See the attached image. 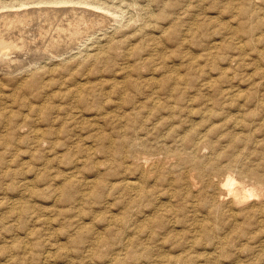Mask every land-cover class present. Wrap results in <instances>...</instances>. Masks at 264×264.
Instances as JSON below:
<instances>
[{
    "label": "rangeland",
    "instance_id": "rangeland-1",
    "mask_svg": "<svg viewBox=\"0 0 264 264\" xmlns=\"http://www.w3.org/2000/svg\"><path fill=\"white\" fill-rule=\"evenodd\" d=\"M158 1L160 4L158 3ZM167 1L169 2V4L167 3ZM167 1L166 0H148V1L147 0H140V1L138 0L136 2L130 1L132 3V5L130 4L129 5L130 7L128 9L124 8L125 10H123V17L119 20V23L112 22L111 24H109L105 28V30L109 31L110 33L113 32L112 36L115 35L113 37L115 39V41H117L116 39H118V41L121 40L120 42H122L123 45H122V48H120L121 49L120 51L116 50V51H111L112 53L111 52H107V54L104 53L105 57L106 56L109 57V60L107 57V58H105V61L102 60L99 62V64L101 63L100 65L98 63H96L98 65L95 64L96 66L93 65L94 66L93 71H96L97 67L99 66L98 70H97L98 75L106 74V75H103V77H108L107 76L108 73H110L111 76L116 75L115 76L116 79L118 78V80H119V78H120L119 81H121V84L128 83L126 81H129L130 83L125 86V87H129V89H127V90H124L123 88L121 90H117L118 88L114 89L113 86L117 83L113 82V83H115V84H113L112 81H109L111 83L106 82L104 84H100L99 86H96V88L95 87L93 88V91L95 93L91 94L93 91H91V92L89 91L91 95L87 94V92L84 93L86 100L88 99L87 102L82 101L84 103V105L82 104V102L79 99L73 98V97L71 98V96H67L66 94H64L63 91L55 90V91H57V93L58 92L61 93V94H59V93L57 94V95H60L61 98H60V96H58V97L56 96L55 100H54V96H53V97H49L47 99V102H49V101H52V102H49L50 104L46 103L45 106H46V108L50 107L51 110H49V108H47V110H46L45 106L40 104L41 100H39L38 102H36V101L34 102V103H37V105H40V107L44 106L43 108L41 107V110H38L36 107H34V105H33V107L27 106L29 101H30L29 98H31L33 95L26 93L25 91L27 89L25 87L23 89V87L20 85L21 83H24V82H22L23 79L25 80V82L27 81L26 79H28L27 73H24V71H23L24 69L23 70H21V69L17 70L13 73L12 72L8 73L9 75L5 72H3L1 74V71H0V81H1L0 83H2V84H0V86L3 85V87H1L2 89L0 88V104L2 105V103H4L6 107H8L6 104H9V106L12 107V108H10L11 110L7 109V108L5 109L4 104L2 105L4 107H2V106L0 107V112L3 109L2 113H0V115H1L0 116V138H2V140L0 139V141H1L0 142V264L1 263L2 264H42V263L43 264H46V263H48V264H58V263L59 264H61V263L62 264H72V263L90 264V262H92V261H93V263H91V264H105V263L106 264L107 263H109V264H119V263L120 264H154V263L155 264H163L165 262H166L165 264H175V263H177V264H185V263L186 264H195L196 261L203 262L204 259H202V258L211 260L212 257L208 258L209 254L214 253V251L216 250L218 245L221 249L218 253V255H220V257L218 256L219 259L217 258L218 260L214 259V261L213 260L208 261L207 264H239L241 262H242L241 264H264V261H263L264 260V258H263L264 257V251H263L264 250V247H263L264 246V224H262L264 222V213H261V215H260V213L256 214L255 213L256 210H254L252 208H248V207H247V209H245V211L247 210L246 212L243 210L241 211L240 209L236 208L235 206L231 207L229 205L230 203H228V200H227L228 197L226 198L227 195H220L217 188H215L218 185L222 184V182H223V180L227 174H232V173L237 178L238 181H242V182H246V183L249 180L250 181L248 183L254 181V177H253V175H251L252 173H250V171H248L247 168H245V167L252 166L254 168H258L259 170H261L260 168H262V170H264V154H263L264 153V138H263L264 137V125L262 126V124H264V106H262V104L264 105V103H263L264 102L263 101L264 100V98H263L264 97V85H263L264 84V82H263L264 81V79H263L264 78V27H263L264 26V24H263V22H264V13H263L264 10L262 12V9H264V3H263L264 0H242V1L241 0H200L201 1L200 4H199V2H200L199 0H192V1L191 0H176V1L175 0H167ZM244 1H246V2H244ZM248 1H251V2L255 1V2L251 3ZM137 2H139V3H137ZM153 2H155V3H153ZM179 2H180V5H179ZM236 3L238 4V6H236ZM241 3L244 6H242ZM156 4H159V5L157 6ZM167 4L170 6H168ZM192 4H194V5L197 4L198 7L200 5V7L196 8L197 5L192 6ZM222 4H224V5H222ZM252 4H253V7H252ZM240 5L242 8L240 7ZM250 5H251V7H250ZM136 6H138V7H136ZM145 6H146V8H144ZM153 6H155V7H153ZM173 6H175L174 7L175 9H173ZM233 6H234V8H233ZM259 6H261V7H259ZM133 7H136L137 9L139 8L138 10H140L142 8L141 12L140 11L138 12L137 9H135ZM222 7H223V9H222ZM147 8H148V10H147ZM253 8L255 11L253 10ZM168 9H169V11H168ZM170 9H172V10H170ZM240 9L242 10L241 12H240ZM150 10H152V11H150ZM187 10L190 12V14ZM148 12H150V13H148ZM172 12H174V13L172 14ZM181 12H184V13H181ZM185 12H187V14ZM197 12H200V13H197ZM252 12H254L255 14H253ZM135 13L136 14L139 13V15L137 16L139 18L136 17ZM158 13L159 14L161 13V14L159 15ZM242 13H244L243 15H245V16H242ZM146 14H148L147 17H146ZM168 14H172V16H170ZM175 15H177V16H175ZM185 15H188L187 16L188 18L187 17L185 18ZM252 15H254V16H252ZM153 16H155V17H153ZM157 16L158 17L161 16V17L159 19H156V20L152 19V17L158 18ZM179 16H181V17H179ZM124 17H125V19H124ZM127 17L131 18V19L129 18L130 24H127L128 23ZM140 17L143 19H140ZM165 17H169V18H165ZM167 19H169V20L167 21ZM191 19H192V23L190 22ZM163 20H165V21H163ZM142 21L143 22L145 21V23L146 22L147 23L146 24L141 23ZM166 21L168 23H166ZM193 21L196 24H194ZM240 22H241V24H240ZM256 22H257V24H256ZM125 23L128 27L126 25H124ZM155 23H156V25H155ZM186 23L190 24V25L186 26L185 25ZM198 23L200 25H198ZM259 23H260V25H258ZM117 24H119V25L117 26ZM149 24H151V26H149V29H148L147 26ZM244 24H246V25H244ZM114 25H116V26H114ZM120 25H122V26L120 27ZM143 25H145V27H143ZM193 25H194V27H192ZM236 25H238V26H236ZM254 25H255V27H254ZM123 26H124V29H123ZM125 26H126V28H125ZM140 26H141V28H140ZM155 26H157V28H155ZM158 26H160V27H158ZM233 26L234 27L236 26V27L234 28ZM244 26L247 30L244 28ZM247 26H249V27H247ZM152 27H153V29H152ZM174 27H176V28L174 29ZM191 27L193 29H190ZM221 27H222V29H221ZM109 28H112V29H109ZM178 28H180V29H178ZM154 29H155V31L152 32ZM237 29H239V30H237ZM243 29H245L247 32H244L245 30H243ZM257 29L262 30V31H258ZM115 30H117V32ZM124 30H126V31H124ZM141 30H142V32H141ZM191 30L195 31V32L192 33ZM137 31H139L140 33ZM177 31H179V32L176 33ZM249 31L251 32V35H250ZM102 32H103L102 30H98L96 32V34L98 33L97 35H99ZM132 32H134V35ZM149 33H151V34H149ZM168 33L170 34L169 36H167ZM182 33H185L186 35L185 34L183 35ZM189 33H190V35H189ZM121 34H123V35H121ZM127 34H129V36ZM135 34H137L138 36ZM139 34H142L144 36L139 35ZM158 34H160V35H158ZM162 34H164L165 36ZM191 34H192V36H191ZM175 35H176V38H178L177 41H175L176 40ZM180 35H181V38H180ZM188 35L190 37H188ZM155 36H160L159 37L160 41L157 38L158 40L153 45V48H151V46H149L150 48H146L148 45L147 42H149V39L152 37H155ZM194 37L196 40H194ZM143 38H145V39H143ZM139 39H140V42H139ZM191 39L193 42L191 41ZM128 40H129V44H127ZM120 42H116L115 46ZM144 42H146V45L143 44ZM182 42H184V43H182ZM130 43H131V45H130ZM134 43H136V44H134ZM180 43H182L181 45L183 48H181V46H179ZM137 44H139V45L141 44L142 46L145 45L144 46L145 49H143V47L139 46V45L137 47L136 46ZM165 44H166V46H165ZM187 44H189V46ZM133 45H135V47H133ZM155 45H157V46H155ZM238 45H241V46H238ZM173 46H174V48H173ZM211 46H212V48H211ZM132 48H134V49H132ZM165 48L167 50H165L166 52H163ZM127 49H129V50H127ZM142 49L144 50V52ZM154 49H155V52H154ZM139 50L142 52H140ZM171 50L175 54L172 53ZM129 51L131 53H129ZM156 51H158V52H156ZM121 52H123V56L118 57L119 54H122ZM126 54H127V56H126ZM158 54H160V55H158ZM169 54H171V56H167L168 58H164L166 55H169ZM163 55H164V57H163ZM140 56L142 57L141 59H140ZM149 56H151L152 59ZM160 57L161 58L163 57L164 62L162 61V59ZM126 58H128V59H126ZM143 58H144V61H142ZM123 59H126V60H123ZM128 60H129V65H130L128 68V72H129L130 76H132V77L128 76L129 74L125 73L127 71H124V72H118L117 71V69L120 67L121 63H123V61L126 62ZM110 61H112V63ZM136 61L139 64H135ZM139 61H141V62H139ZM108 63H110V64H108ZM118 63H119V65H117ZM169 65H171L172 67ZM101 66H102V68H101ZM32 67H34V66H30V68H32ZM154 67L157 69H155ZM196 68H197V70H196ZM27 69H29V67ZM139 69H141V71H139ZM198 69L201 71H198ZM170 70H171V72H170ZM192 70H194V71H192ZM21 71L23 74L21 73ZM135 71H137V72H135ZM206 73H207V75H206ZM10 74H12V75H10ZM174 74L176 76H174ZM178 74L179 75L181 74L182 77L185 74V76H184V78H182L181 76L179 77ZM126 75L128 77H125ZM147 75H149V76H147ZM170 75H172L173 77L171 76L172 78L169 79ZM177 76H178V78H177ZM189 76H192V77H189ZM20 77H21V79H20ZM122 77L125 80L122 79ZM143 77H144V79H143ZM128 78H129V80H128ZM135 78H138V80H136ZM159 78H160V80H158ZM134 79L136 81H138V83L133 81ZM152 79L153 80L156 79L154 81L157 83V85ZM163 79H164V81H163ZM104 80H106V79H104ZM167 80H170V81H167ZM189 80H192V81H189ZM19 81H21V82L19 83ZM124 81H125V83H124ZM147 81H149V82H147ZM162 81L164 83H160ZM165 81H167V82H165ZM256 81L259 83H256ZM163 84H166V85H163ZM178 84L181 87L177 86ZM252 84L254 86H256L255 84H257V86H259V85H261V86H259V88L258 87L253 88ZM4 85H5V87H4ZM139 85H140V87H139ZM146 85H148V86L145 87ZM182 85L184 87H182ZM103 86H105V87H103ZM133 86H136L137 88L133 87ZM20 87L22 88L21 90H23L24 94L21 92V90H18V89H20ZM99 88H100V90H99ZM111 88H112V90H111ZM155 88H157V89L155 90ZM159 88H161L163 91L162 90L160 91ZM176 88L178 89V91H176ZM180 88L182 91H180ZM141 89H143V91H141ZM258 89H259V92H258ZM152 90H154V91H152ZM125 91H127V92H125ZM249 91H250V93H249ZM99 92H101L100 95H98ZM106 92H108L110 95ZM157 92H159L158 96H157ZM112 93L114 94V96H112ZM123 93H127V95H125ZM155 93H156V95H155ZM54 94L56 95V93H53V94L51 93V96ZM103 94H105V96L107 95L109 97V100L107 97H104ZM128 94H130V96ZM133 94H135V95H133ZM226 94H228V95H226ZM23 95H25V96H23ZM148 95H149V97H148ZM124 96L127 99H125ZM155 96H157V97H155ZM165 96H168V97H165ZM170 96L173 98V100L175 98V100L173 101L172 98H170ZM227 96L231 97V98L228 99ZM147 97H148L149 101L147 100ZM57 98H60V99H57ZM24 99L26 100V102ZM49 99H51V100H49ZM110 99H112V101ZM34 100H32V101H34ZM117 100H119V103ZM257 100H258V102H257ZM5 101H6V103H5ZM53 101H55V102H53ZM98 101H100V102H98ZM125 101H126V103H125ZM60 102H64L63 106H65V103L66 104L68 103L67 105H69L70 107L69 106L67 107V105L65 107L68 110L71 109V110H69V112L72 111V112H70L71 114L69 113L70 115L67 114V116H66V114L63 112H61V113L55 112V108H53L54 103L58 104ZM96 102H97V104H96ZM158 102H159V104H158ZM24 103L26 105H24ZM72 103H75V105ZM112 103H114V104H112ZM140 103H141V105L142 104L143 105L141 106ZM192 103H193V105H192ZM215 103H218V104L216 105ZM259 103H260V105H259ZM229 104H230V106H228ZM133 105L134 106L137 105V106L134 107ZM222 105H224V106H222ZM241 105L243 106V108L241 107ZM74 106H75V108H72ZM89 106L92 107L93 109L90 108ZM124 106H126V107H124ZM149 106H150L151 110L148 109ZM159 106H161V108ZM94 107L96 110L94 109ZM109 107H110V109H108ZM154 107L156 109H154ZM76 108L78 111H75ZM120 108H122V110ZM139 108H140V110H139ZM189 108H190V110H189ZM42 109H44V110H42ZM72 109H74V110H72ZM80 109H82L83 111ZM102 109L103 110L106 109L105 110L106 112H103ZM247 109H249V110H247ZM12 110L15 112H11ZM100 110H102V112ZM136 110H137V112H135ZM138 110H139V112H138ZM176 110H177V112H176ZM41 111H42V113H41ZM91 111L92 112L94 111L97 114H95L94 112L92 113ZM112 111L114 112V114H111ZM255 111L256 112L259 111V113L258 112L256 113ZM10 112H11V115H10ZM128 112H129V114H126ZM151 112H153V113H151ZM13 113H15L17 115L15 116V114H13ZM25 113H28L29 116L27 115L28 117H25V115H24ZM122 113L124 114V116H123L124 118L122 117V115H123ZM44 114H45V116H44ZM72 114H74L75 116H72ZM83 114H85V115H83ZM115 114L118 117H114ZM243 114H245V115H243ZM58 115H60L62 118ZM82 115L84 118L87 119V122L83 121L86 119L82 118ZM88 115H90V116H88ZM99 115H102V116H99ZM125 115H126L127 119L125 118ZM7 116L15 119V121H17L18 123H21V124H23L22 121L25 120V122H26V119H27L28 123L26 122L27 123L26 124L24 122L25 125H23L22 127L10 129V128H7L6 127L7 125L5 124V120H6L5 118ZM38 116L39 117L42 116L43 118L40 117L39 121L36 122L37 125L35 122L33 124H29V122L31 120H33V118L38 117ZM63 116H64V118H63ZM112 116H113L114 120L111 118ZM176 116H178V117H176ZM8 117H7V121H9V119H10ZM24 117L26 119H23ZM65 117H66V119H65ZM163 117H165V118H163ZM3 118L5 120H3ZM49 118H50V120H49ZM72 118H73V120H72ZM77 118H79V121L80 122L82 121V122L81 123L78 122ZM90 118H92V119H90ZM93 118L96 119V122H98V124L95 122V119H93ZM108 118H109V120H108ZM118 118H121V119H118ZM152 118H155V119H152ZM258 118H259V120H258ZM44 119H45V121L43 122ZM122 119L125 121H128V122L122 121ZM134 119H135V121H134ZM236 119L239 121L238 124H237L238 121ZM65 120L68 121L67 122L68 124L66 123ZM88 120L91 122H89ZM98 120H100V121H98ZM107 120L109 121V123H106V124L103 123V122H108ZM111 120H113V122ZM118 120H120V123ZM162 120L163 121L165 120V121L162 122V125L161 124L159 125V122ZM75 121H76L77 125L75 124ZM115 122H117V123H115ZM134 122H135V124H134ZM78 123L81 124L80 125L81 127L78 125ZM90 123H92V125H90ZM101 123H103V124H101ZM114 123L116 124V127H115ZM180 123H182V124H180ZM108 124H110V126ZM124 124H126V126H124ZM172 124H176V125H173L175 127H173ZM59 125L61 126V128L59 127ZM62 125L64 127L63 129H62ZM94 125L96 126V128ZM121 125H123V126H121ZM37 126H38V128H37ZM100 126L102 129L100 128ZM143 126H145V127H143ZM256 126H258L260 128H258ZM30 127H34L33 130ZM55 127H57V128L55 129ZM146 127H148V128H146ZM177 127H178V130H177ZM48 128H49V130H48ZM174 128H175V131H174ZM241 128H243V129H241ZM46 129L48 132L49 131L50 132L48 133L46 131ZM60 129H61V131H60ZM6 130L7 131L9 130V131L7 132ZM12 130H15V131L12 132ZM17 130H19V131H17ZM36 130L39 132H36ZM40 130L41 131L44 130V131L41 132ZM100 130H102V131H100ZM179 130H181V132ZM57 131L60 135L57 133ZM5 132H6V134H5ZM17 132H19L20 135H18ZM175 132H176V134H175ZM186 132L190 133L189 134L190 137L193 135L191 137V140H190L192 143L190 141L188 143H185V144L180 142V139H182L183 137L186 138L188 136L187 135L188 133H186ZM31 133H33L34 135ZM35 133H37V134H35ZM95 133L97 135H95ZM8 134H10V135H8ZM40 134H42V136H39ZM22 135H24V137ZM37 135L39 137H36ZM89 135H91V137ZM98 135H100V136H98ZM111 135H112V138H110ZM182 135H183V137H182ZM195 135H197V136H195ZM5 136H8V138ZM170 136H172V138ZM199 136H201V138ZM218 136L221 137L222 139L219 138ZM103 137L105 139H103ZM161 137H163L164 139H162ZM197 137L200 138L201 142H200V140L198 142ZM38 138H43L42 140H39L40 143L37 141ZM70 138H71V140H70ZM159 138H160V140H159ZM170 138H171V140H170ZM234 138H235V140H233ZM7 139H9V140H7ZM15 139H16V141H15ZM80 139H82V140L80 141ZM95 139H97L98 141ZM142 139H145V140H142ZM202 139H204V140H202ZM206 139L209 142H206ZM215 139H217L218 141ZM257 139H259V141H257ZM62 140H64V142ZM77 140H79V141H77ZM230 140H231V143L234 142V144L229 143ZM255 140H256V142H255ZM138 141H139V143H138ZM142 141H144L143 142L144 144L141 143ZM210 141L211 142L214 141V142L210 143ZM249 141H250L251 145H250ZM252 141H254V142H252ZM260 141H262L263 144ZM52 142H53V144H52ZM56 142H57V144H56ZM193 143L197 144L198 147L195 148ZM208 143L210 144L211 147L213 146V148H212L213 150L208 145ZM39 144H40V146H39ZM177 144L178 145L180 144L181 146H178ZM188 144H192V145H188ZM217 144H220V145L217 146ZM247 144H249V145H247ZM168 146H169V149H168ZM252 146H254V147H252ZM257 147H259V148H257ZM164 148L168 150V153L166 150L163 151ZM130 149L132 150V152H130ZM173 149H175L176 152H173L172 151ZM241 149H243V150H241ZM104 150H106V151H104ZM160 150H162V151H160ZM179 150H181V151H179ZM245 150H247V151H245ZM251 150H253V151L255 150L254 153H253V151L251 152ZM126 151H127V153H124ZM184 151L185 152L188 151V152L184 153ZM218 151L220 153H218ZM231 151H232V154H234V155H231ZM239 151H240V153H239ZM226 152H228V154ZM249 152H251L252 154ZM129 153H131V154L129 155ZM137 153H139V154H137ZM193 153L195 156H193ZM244 153H245V155H244ZM152 154H153V156H152ZM173 154H175V155H173ZM187 154H190V155H187ZM196 154H197V156H196ZM214 154L217 156H215ZM223 154H224V156H223ZM255 154H257V156ZM119 155H121V156H119ZM208 155H210V156H208ZM115 156H117V157H115ZM147 156L151 159H153L155 157L160 158L161 164L165 167L163 170L156 169L158 171L157 176H156L157 172L153 168H148L149 166H147V165H143V166L138 165V161H140L139 159L140 158L142 159L143 157H147ZM190 156L193 159H196V157H198L196 160H198L202 165L203 164L205 165V168H203V172H201V175L204 174L206 179L204 178V175L201 176L198 174L199 171L197 168H194L191 165L190 160H192V159ZM243 156H244V158H243ZM247 156H249V157L247 158ZM178 157H182L184 159V161L179 162L177 160ZM235 157L236 158L238 157V159L240 160L238 166H237L238 159H235ZM129 158H130V160H129ZM131 158H133V160ZM134 158H135V160H134ZM240 158H242V159H240ZM254 158H256V159H254ZM124 159H125V161H124ZM162 159H165V160H162ZM186 160L189 161L188 163H190V164L183 163ZM246 160H248V161H246ZM205 161L207 163L210 161L211 162L208 165H206ZM256 162H259V163H256ZM241 163H242V165H240ZM185 164H187V166H185ZM132 165L134 167H132ZM136 165H138V166L135 167ZM243 165H245V166L243 167ZM168 166H170V167H168ZM176 166H177V170H176ZM178 166H181V167H178ZM240 166H242V167H240ZM128 168H129V170H128ZM190 168H192V171ZM232 168H234L235 170L236 169H238V170L235 171ZM144 169H146L148 172H146ZM170 169H172V170L170 171ZM189 169H190V171H189ZM141 170H143V171H141ZM153 170H154V172H153ZM180 170H184V171L182 173H178V172H181ZM193 170H195V171H193ZM233 170L236 172V174ZM243 170H245V171H243ZM128 171L130 173H128ZM212 171H214L215 173ZM222 171H224V172H222ZM246 171H247V173H246ZM144 172H146V173H144ZM186 172H188V173H186ZM217 172H218V174H217ZM135 173L138 175H136ZM237 174L238 175L242 174V175L238 176ZM146 175H147V177H146ZM159 175H161L160 177H162V178H160ZM194 175H196V176L194 177ZM219 175H221V176H219ZM222 175L223 176L225 175V176L223 177ZM140 176H142V177H140ZM176 176H177V178H176ZM197 176L199 177V179ZM126 177L141 178L140 180H142L141 181L142 185L145 186V188H146V186H148L146 188L147 191L149 192L147 199L144 200L143 198L142 199L136 198V200H135L132 198L133 194H131V191L130 190L128 191L123 185ZM243 177H245V178H243ZM87 178H88V180H87ZM142 178H144V179H142ZM213 178H214V180H213ZM250 178H253V180ZM89 180H91L90 183H89ZM200 180H202V181H200ZM211 180H213V181H211ZM86 181L88 182L89 187H86V186H88ZM155 181H156V183H155ZM92 182H93V185H91ZM200 183L201 184L204 183V184H202V186H201ZM94 186H96V187H94ZM103 186L106 188H103ZM65 189H67V192H68V194H70L69 195L70 197L69 196L68 197L63 196L62 191H64ZM185 189H187V190H185ZM211 189H212V192L210 191ZM91 191L94 193H92ZM197 192L199 194H197ZM97 193H99V194H97ZM83 194H85V196ZM89 195H91V196L89 197ZM86 196H87V198L88 197L89 198L87 199ZM200 196L202 197V199ZM217 196L219 198H217ZM102 197H103V199H102ZM130 197L133 199V201ZM157 198H158V200H157ZM196 198H197V200H196ZM206 198H207V200H205ZM64 199H66V200H64ZM106 200H108L110 203H108V201H106ZM129 200L132 203L128 202ZM168 200L170 203L167 202ZM194 200H196V201H194ZM137 201H140V202H137ZM204 201H206V202H204ZM217 201L220 204V206H219V204L216 203ZM161 202H164V203H162L163 205L161 204ZM203 202L205 205L203 204ZM112 203L114 204L113 206H112ZM119 203H121V204H119ZM126 203H128L127 206H126ZM193 203H195L194 206H193ZM216 204H217L218 208H216ZM106 205H109V206L104 207ZM129 205H131V206L129 207ZM168 205H170V206H168ZM127 207H129V208H127ZM139 207H141V208H139ZM157 207H161V208L168 207V209L170 208L169 210L171 212L167 211V214L164 215L161 212L156 211ZM225 207H227V208L229 207V209L226 208V211H225L224 210ZM15 209H17V210H15ZM218 209H220V210H218ZM78 210H80V211H78ZM134 210H135V212H134ZM211 210H213V211H211ZM237 210H239V211H237ZM125 211H127L128 213H126ZM160 211L164 212V210H160ZM238 212H241L243 214L239 213V214H241V216H240V215H238ZM249 212H251V213H249ZM79 213H80V216H79ZM147 214L149 215L150 220L153 219L152 222L151 223H145V222L142 223V221H144L143 220L144 217ZM233 214H235V215H233ZM193 215H195V217ZM116 216H117V218H115ZM216 216H217V218H216ZM78 217H81V218H78ZM109 218H112L113 220L109 219ZM80 219L82 222L80 221ZM197 219L200 220L199 223H197L198 222ZM250 219H252V220H250ZM195 220H197V222ZM213 220H215V221H213ZM259 220L261 223L259 222ZM204 221L206 222V226H205ZM192 223H194V224H192ZM258 223H259V225H258ZM87 224H89V227L87 226ZM197 224H199L200 226ZM202 224H204V226ZM213 226H214V228H213ZM78 227H79V229H78ZM84 228L86 230H88V229L89 230L86 231V233H85ZM101 228H103V229H101ZM196 228H199V229H196ZM205 228L207 229L206 232H205ZM95 229H97V230H95ZM212 229L214 230V232ZM215 230H217V231H215ZM241 230H242V232H241ZM196 231L199 233H197ZM226 231L228 234L226 233ZM89 232H90V234H88ZM100 232H102V233H100ZM184 232H185V234H184ZM194 232H196L197 234H194ZM83 233L85 234V236ZM191 233H193V235ZM80 234L83 235V240H82L83 242L81 241L83 244L81 242L75 243V241H74L75 240L74 238ZM53 235H55V236H53ZM96 235H97V237H96ZM100 237H102V238L105 237L106 239L105 238L102 239ZM194 237H196V238H194ZM92 238H94L95 240H93ZM127 238H129V239H127ZM162 238H164V240ZM222 238H223V240H222ZM98 239H99V241H98ZM191 239H193V240H191ZM211 239H212V241H211ZM215 239L217 241H215ZM148 240H150L151 242H149ZM179 240H180V242H179ZM224 240H225V242H224ZM29 241H30V243H28ZM126 241H129V243ZM97 242H99V243H97ZM103 242L105 243V247L103 245L104 244ZM125 242L127 244H125ZM262 242H263V244H261ZM52 243L54 246L52 245ZM55 243H57L59 245H57ZM92 243H94L95 245ZM182 243H184V244H182ZM62 244H63V246H62ZM189 244H192V245H189ZM129 245H131L132 248ZM187 245H189V246H187ZM223 245L225 246V248H223L224 247ZM242 245H244V246H242ZM258 245H261V246L259 247ZM28 246H31V248ZM67 246H68V248H67ZM89 246H91V247H89ZM226 246H227V248H226ZM59 247H60V249H59ZM109 247H111L112 249ZM128 247H130V248H128ZM138 247H139V249H138ZM219 247L217 248L218 250H219ZM16 248H18V249L16 250ZM62 248H64V249H62ZM99 248L102 250V252H101V250H99ZM162 248H163V251H161ZM172 248H173V250H172ZM29 249H30V251H29ZM38 249H40V250H38ZM54 250H55V253H54ZM86 250H87V252H86ZM105 250L108 252L106 253ZM225 250L226 251L228 250V251L225 252ZM46 251L48 252L49 258H48ZM90 251H91V253H90ZM92 251L94 252L93 254H92ZM27 252H29L30 254ZM44 252H46V253H44ZM51 252H52L51 255L54 256V258L51 257V255L49 254ZM129 252H131V253H129ZM181 252L185 253V255L190 253L191 257H193L194 259L192 260L191 258H189V260H187L188 262L187 261L185 262L184 260H186V258L182 259L181 256H178V253H181ZM203 252L207 255H205V254L203 255ZM85 253L87 254V256ZM88 253H90V254H88ZM127 253H129L130 255L132 254V255L129 256ZM163 253H165V254H163ZM196 253H198V254H196ZM200 253H202V254H200ZM27 254H29V255H27ZM71 254H73V255H71ZM144 254H146V255H144ZM161 254H162V256H161ZM181 254H179V255H181ZM193 254L194 255L196 254V255L194 256ZM225 254H227V255H225ZM13 255H15V256H13ZM33 255H34V257H33ZM43 255H44V257H42ZM183 255L184 254H182V256ZM198 255L200 256V258L198 257ZM8 256L10 258L13 257L15 259L13 260V258H12V259L8 260L9 259ZM99 256L102 258H100ZM116 256H118V257L116 258ZM55 257H56V260H54ZM113 257H115V258H113ZM132 257L135 259H133ZM163 257H166V258H163ZM172 257H174L177 260L180 258L181 259L178 261L172 262L171 261V259H173ZM131 258H132V261H131ZM157 258H159V259H157ZM44 259H47V260L44 261ZM52 259H53V263L51 262ZM101 259H102V261H101ZM71 260H75V262L71 261ZM151 260H153L154 263L151 262ZM10 261H11V263H10ZM48 261H50V262H48ZM125 261H127V262H125ZM138 261H140V262H138ZM128 262H130V263H128ZM134 262H137V263H134Z\"/></svg>",
    "mask_w": 264,
    "mask_h": 264
},
{
    "label": "bare ground",
    "instance_id": "bare-ground-1",
    "mask_svg": "<svg viewBox=\"0 0 264 264\" xmlns=\"http://www.w3.org/2000/svg\"><path fill=\"white\" fill-rule=\"evenodd\" d=\"M136 2V1H138V0H0V71H1V74L3 73V72H5V73H13V72H15V71H17V70H23L24 71V73H27V76H28V79H26L27 81L25 82V80L23 79V81L22 82H24V83H21L20 85L23 87V89H24V87L27 89L25 92L26 93H28V94H30V95H33L31 98H29L30 99V101H29V103H28V107H33V105H34V107H36L38 110H41V107H40V105H37V103H34L35 101L36 102H38L39 100H41V105H44L45 106V104L46 103H49V102H52V101H49V102H47V99L49 98V97H53L54 96V100H55V97L57 96H60V95H57L58 93H57V91H63L64 92V94H66L67 96H71V98L73 97V98H77V99H79L81 102L83 101V102H87L88 101V99L86 100V97H85V92H87V94H90V92L91 91H93V88L95 87L96 88V86H99L100 84H104V83H106V82H109V81H112V83L113 82H115V83H117V84H115V83H113V84H115L114 86H113V88L114 89H116V88H118L117 90H121L122 88L124 89V90H127V89H129V87H125L127 84H129L130 82L129 81H126V82H128V83H125V81H124V83L125 84H121V81H119L120 80V78H119V80H118V78L116 79V75L115 76H111L110 75V73H108L107 74V76L108 77H103V75H106V74H100V75H98L97 74V70H98V67H97V70L96 71H93V69H94V66H96V65H98L99 64V62L100 61H102V60H104L105 61V58H107L108 56H106L105 57V55H104V53H106L107 54V52H111V51H116V50H121L120 48H122V42H120V41H118V39H116L117 41H115V39L113 38L115 35H113L112 36V33L113 32H109V31H107V30H105V28L109 25V24H111L112 22H117V23H119V20L123 17V10H125L124 8H126V9H128L130 6V4L132 5V3L131 2ZM140 1V0H139ZM148 1V0H147ZM167 1V0H166ZM176 1V0H175ZM192 1V0H191ZM200 1V0H199ZM242 1V0H241ZM240 1V2H241ZM130 2V3H129ZM156 2V1H155ZM155 2H153V3H155ZM161 2V1H160ZM173 2V1H172ZM186 2V1H185ZM232 2V1H231ZM230 2V3H231ZM244 2H246V1H244ZM248 2H251V1H248ZM247 2V3H248ZM255 1H253V2H251V3H254ZM137 3H139V2H137ZM147 3V2H146ZM157 3V2H156ZM158 3H159V1H158ZM167 3L169 4V2L167 1ZM198 3V2H197ZM201 3V1L199 2V4ZM226 3V2H225ZM238 3V2H237ZM236 3V6H238V4ZM264 3V2H263ZM160 4V3H159ZM159 4H156L157 6L159 5ZM167 4V5H168ZM183 4V3H182ZM181 4V5H182ZM246 4V3H245ZM137 5V4H136ZM139 5V4H138ZM179 5H180V2H179ZM178 5V6H179ZM184 5V4H183ZM194 4H192V6H193ZM197 5V4H196ZM196 5H194V6H196ZM222 5H224V4H222ZM229 5V4H228ZM227 5V6H228ZM241 5H242V3H241ZM241 5H240V7H241ZM168 6H170V5H168ZM172 6V5H171ZM191 6V7H192ZM242 6H244V5H242ZM136 7H138V6H136ZM136 7H133V8H135V9H137ZM153 7H155V6H153ZM175 6H173V9H175L174 8ZM181 7V6H180ZM187 7V6H186ZM199 7H200V5H199ZM198 7V5H197V7L196 8H199ZM229 7V6H228ZM249 7V6H248ZM250 7H251V5H250ZM252 7H253V4H252ZM258 7V6H257ZM259 7H261V6H259ZM132 8V9H133ZM144 8H146V6L144 7ZM158 8V7H157ZM195 8V7H194ZM193 8V9H194ZM233 8H234V6H233ZM242 8V7H241ZM256 8V7H255ZM139 9V8H138ZM137 9V11L139 12H141V9L140 10H138ZM151 9V8H150ZM156 9V8H155ZM222 9H223V7H222ZM226 9V8H225ZM247 9V8H246ZM147 10H148V8H147ZM146 10V11H147ZM159 10V9H158ZM163 10V9H162ZM170 10H172V9H170ZM192 10V9H191ZM195 10V9H194ZM199 10V9H198ZM249 10V9H248ZM253 10H254V8H253ZM263 10L264 9H262V12H263ZM130 11V10H129ZM134 11V10H133ZM150 11H152V10H150ZM168 11H169V9H168ZM167 11V12H168ZM180 11V10H179ZM188 11V10H187ZM242 10L240 9V12H241ZM255 11V10H254ZM258 11V10H257ZM128 12V11H127ZM135 12V11H134ZM160 12V11H159ZM162 12V11H161ZM166 12V13H167ZM175 12V11H174ZM174 12H172V14L174 13ZM189 12V11H188ZM259 12V11H258ZM257 12V13H258ZM144 13V12H143ZM147 13V12H146ZM148 13H150V12H148ZM180 13V12H179ZM181 13H184V12H181ZM186 14H187V12H185ZM197 13H200V12H197ZM205 13V12H204ZM246 13V12H245ZM253 14H255L254 12H252ZM261 13V12H260ZM264 13V12H263ZM127 14V13H126ZM129 14V13H128ZM136 14V13H135ZM159 14V13H158ZM161 14V13H160ZM159 14V15H160ZM163 14V13H162ZM172 14H168V15H170V16H172ZM189 14H190V12H189ZM203 14V13H202ZM201 14V15H202ZM244 13H242V16H245V15H243ZM125 15V14H124ZM139 15V13L138 14H136V17ZM147 15L148 14H146V17H147ZM165 15V14H164ZM178 15V14H177ZM177 15H175V16H177ZM221 15V14H220ZM257 15V14H256ZM133 16V15H132ZM145 16V15H144ZM163 16V15H162ZM188 15H185V18L187 17ZM190 16V15H189ZM248 16V15H247ZM252 16H254V15H252ZM135 17V18H136ZM145 17V18H146ZM153 17H155V16H153ZM152 17V19H159L161 16H157L158 18H153ZM179 17H181V16H179ZM262 17V16H261ZM128 18V17H127ZM130 18V17H129ZM129 18H128V23L127 24H130L129 23ZM134 18V19H135ZM137 18H139V17H137ZM164 18V17H163ZM165 18H169V17H165ZM188 18V17H187ZM250 18V17H249ZM124 19H125V17H124ZM131 19V18H130ZM140 19H143V18H141L140 17ZM148 19V18H147ZM151 19V20H152ZM261 19V18H260ZM127 20V19H126ZM137 20V19H136ZM169 19H167V21H168ZM139 21V20H138ZM141 21V20H140ZM154 21V20H153ZM161 21V20H160ZM163 21H165V20H163ZM166 21V23H168ZM183 21V20H182ZM181 21V22H182ZM244 21V20H243ZM250 21V20H249ZM137 22V21H136ZM159 22V21H158ZM178 22V21H177ZM176 22V23H177ZM180 22V23H181ZM191 23H192V19H191V21H190ZM194 22V21H193ZM242 22V21H241ZM241 22H240V24H241ZM254 22V21H253ZM126 23L124 24V25H126ZM133 23V22H132ZM141 23H145V21L143 22H141ZM147 23V22H146ZM145 23V24H146ZM171 23V22H170ZM175 23V24H176ZM179 23V24H180ZM188 23V22H187ZM185 24L186 26L187 25H190V24ZM246 23V22H245ZM154 24V23H153ZM172 24V23H171ZM174 24V23H173ZM182 24V23H181ZM180 24V25H181ZM194 24H196L195 22H194ZM256 24H257V22H256ZM263 24H264V22H263ZM119 24H117V26H118ZM139 25V24H138ZM155 25H156V23H155ZM159 25V24H158ZM161 25V24H160ZM178 25V24H177ZM184 25V26H185ZM192 25V24H191ZM198 25H200L199 23H198ZM243 25V24H242ZM244 25H246V24H244ZM258 25H260V23L258 24ZM262 25V24H261ZM111 26V25H110ZM114 26H116V25H114ZM122 25H120V27H121ZM127 26V25H126ZM126 26H125V28H126ZM149 26H151V24H149L147 27H148V29H149ZM153 26V25H152ZM173 26V25H172ZM204 26V25H203ZM202 26V27H203ZM236 26H238V25H236ZM235 26V27H236ZM250 26V25H249ZM249 26H247V27H249ZM263 26V25H262ZM112 27V26H111ZM128 27V26H127ZM136 27V26H135ZM143 27H145V25H143ZM158 27H160V26H158ZM178 27V26H177ZM192 27H194V25L192 26ZM190 28V29H193V28ZM230 27V26H229ZM234 27V26H233ZM234 27V28H235ZM254 27H255V25H254ZM261 27V26H260ZM264 27V26H263ZM262 27V28H263ZM115 28V27H114ZM134 28V27H133ZM140 28H141V26H140ZM155 28H157V26H155ZM176 27H174V29H175ZM199 28V27H198ZM225 28V27H224ZM244 28H245V26H244ZM109 29H112V28H109ZM108 29V30H109ZM120 29V28H119ZM123 29H124V26H123ZM147 29V30H148ZM152 29H153V27H152ZM178 29H180V28H178ZM221 29H222V27H221ZM241 29V28H240ZM246 29V28H245ZM245 29H243V30H245ZM261 29V28H260ZM98 30H102L103 32L101 33V34H99V35H97L96 34V32L98 31ZM105 30V31H104ZM118 30V29H117ZM117 30H115L116 32H117ZM129 30V29H128ZM131 30V29H130ZM195 30V29H194ZM198 30V29H197ZM196 30V31H197ZM237 30H239V29H237ZM247 30V29H246ZM244 31V32H247V31ZM258 30V29H257ZM124 31H126V30H124ZM155 31V29L152 31V32H154ZM173 31V30H172ZM171 31V32H172ZM175 31V30H174ZM192 31V30H191ZM220 31V30H219ZM236 31V30H235ZM258 31H262V30H258ZM115 32V33H116ZM137 32H139V31H137ZM141 32H142V30H141ZM170 32V31H169ZM179 31H177L176 33H178ZM182 32V31H181ZM193 32H195V31H192V33ZM237 32V31H236ZM250 32V31H249ZM133 33V35H134V32H132ZM140 33V32H139ZM147 33V32H146ZM186 33V32H185ZM185 33H182L183 35L185 34ZM197 33V32H196ZM195 33V34H196ZM138 34V33H137ZM137 34H135V35H137ZM149 34H151V33H149ZM174 34V33H173ZM121 35H123V34H121ZM125 35V34H124ZM128 36H129V34H127ZM139 35H142V34H139ZM155 35V34H154ZM158 35H160V34H158ZM162 35H164V34H162ZM170 34L168 33L167 34V36H169ZM186 35V34H185ZM189 35H190V33H189ZM188 35V37H190ZM250 35H251V32H250ZM138 36V35H137ZM142 36H144V35H142ZM165 36V35H164ZM174 36V35H173ZM191 36H192V34H191ZM194 36V35H193ZM254 36V35H253ZM126 37V36H125ZM159 37L160 36H155V37H152V38H150L149 39V42H147L148 43V45H147V47L146 48H150L149 46H151V48H153V45L157 42V40L159 39ZM178 37V36H177ZM187 37V36H186ZM250 37V36H249ZM137 38V37H136ZM139 38V37H138ZM158 38V39H157ZM175 38H176V35H175ZM180 38H181V35H180ZM256 38V37H255ZM254 38V39H255ZM125 39V38H124ZM143 39H145V38H143ZM170 39V38H169ZM177 39L178 38H176V40L175 41H177ZM165 40V39H164ZM194 40H196L195 39V37H194ZM256 40V39H255ZM125 41V40H124ZM123 41V42H124ZM147 41V40H146ZM159 41H160V39H159ZM191 41H192V39H191ZM116 42H120V43H118L116 46H115V44H116ZM126 42V41H125ZM128 43L127 44H129V40L127 41ZM139 42H140V39H139ZM142 42V41H141ZM173 42V41H172ZM190 42V41H189ZM193 42V41H192ZM191 42V43H192ZM263 42V41H262ZM138 43V42H137ZM182 43H184V42H182ZM182 43H180V45L179 46H181V48H183L182 47ZM190 43V44H191ZM241 43V42H240ZM261 43V42H260ZM134 44H136V43H134ZM143 44H145L146 45V42H144ZM186 44V43H185ZM194 44V43H193ZM210 44V43H209ZM215 44V43H214ZM130 45H131V43H130ZM138 45L139 44H137L136 46L138 47ZM144 45V46H145ZM160 45V44H159ZM163 45V44H162ZM161 45V46H162ZM188 46H189V44H187ZM115 46V47H114ZM127 46V45H126ZM139 46H142L141 44L139 45ZM144 46H142L143 47V49H145L144 48ZM155 46H157V45H155ZM165 46H166V44H165ZM193 46V45H192ZM210 46V45H209ZM216 46V45H215ZM238 46H241V45H238ZM82 47V48H81ZM131 47V46H130ZM133 47H135V45H133ZM141 47V48H142ZM168 47V46H167ZM166 47V48H167ZM157 48V47H156ZM155 48V49H156ZM164 49V51L163 52H166L165 50H167V49ZM173 48H174V46H173ZM172 48V49H173ZM176 48V47H175ZM211 48H212V46H211ZM215 48V47H214ZM132 49H134V48H132ZM138 49V48H137ZM136 49V50H137ZM142 49V50H143ZM155 49H154V52H155ZM127 50H129V49H127ZM131 50V49H130ZM191 50V49H190ZM140 51V50H139ZM172 51V50H171ZM140 52H142V51H140ZM143 52H144V50H143ZM156 52H158V51H156ZM112 53V52H111ZM120 53V52H119ZM122 54H119L118 55V57L119 56H123V52H121ZM129 53H131L130 51H129ZM153 53V52H152ZM170 53V52H169ZM172 53H174L173 51H172ZM114 54V53H113ZM155 54V53H154ZM157 54V53H156ZM166 54V53H165ZM175 54V53H174ZM173 54V55H174ZM178 54V53H177ZM109 55V54H108ZM131 55V54H130ZM158 55H160V54H158ZM110 56V55H109ZM126 56H127V54H126ZM125 56V57H126ZM167 56H171V54H169V55H166L165 57H164V55H163V57L164 58H168ZM113 57V56H112ZM124 57V58H125ZM151 59H152V57L151 56H149ZM163 57L161 58L162 59V61H163ZM129 58V57H128ZM128 58H126V59H128ZM142 57L140 56V59H141ZM114 59V58H113ZM112 59V60H113ZM121 59V58H120ZM126 59H123V60H126ZM134 59V58H133ZM171 59V58H170ZM108 60H109V57H108ZM165 60V59H164ZM168 60V59H167ZM120 61V60H119ZM118 61V62H119ZM142 61H144V58H143V60ZM147 61V60H146ZM111 63H112V61H110ZM121 62V61H120ZM119 62V63H120ZM135 62V61H134ZM139 62H141V61H139ZM164 62V61H163ZM162 62V63H163ZM96 63H98V64H96ZM119 63L117 64V65H119ZM144 63V62H143ZM96 64V65H95ZM101 64V63H100ZM99 64V65H100ZM108 64H110V63H108ZM131 64V63H130ZM135 64H139V63H137V61H136V63ZM174 64V63H173ZM94 65V66H93ZM104 65V64H103ZM144 65V64H143ZM176 65V64H175ZM179 65V64H178ZM188 65V64H187ZM191 65V64H190ZM30 66H34V67H32V68H30ZM105 66V65H104ZM129 60L128 61H123V63H121V65H120V67L117 69V71L118 72H124V71H127V72H125L126 74H129V72H128V68H129ZM169 66H171V65H169ZM29 67V69H27ZM108 67V66H107ZM117 67V66H116ZM172 67V66H171ZM101 68H102V66H101ZM104 68V67H103ZM110 68V67H109ZM113 68V67H112ZM133 68V67H132ZM142 68V67H141ZM155 68V67H154ZM155 69H157V68H155ZM159 69V68H158ZM200 69V68H199ZM198 69V71H201V70H199ZM131 70V69H130ZM186 70V69H185ZM196 70H197V68H196ZM139 71H141V69H139ZM146 71V70H145ZM158 71V70H157ZM182 71V70H181ZM192 71H194V70H192ZM203 71V70H202ZM96 72V73H95ZM135 72H137V71H135ZM153 72V71H152ZM151 72V73H152ZM170 72H171V70H170ZM180 72V71H179ZM188 72V71H187ZM4 73V74H5ZM21 73H22V71H21ZM115 73V72H114ZM124 73V74H125ZM158 73V72H157ZM156 73V74H157ZM186 73V72H185ZM201 73V72H200ZM18 74V73H17ZM23 74V73H22ZM120 74V73H119ZM123 74V73H122ZM168 74V73H167ZM188 74V73H187ZM192 74V73H191ZM9 75V74H8ZM10 75H12V74H10ZM179 75V74H178ZM206 75H207V73H206ZM15 76V75H14ZM124 76V75H123ZM128 76H130V74L128 75ZM127 75L125 76V77H128ZM147 76H149V75H147ZM152 76V75H151ZM154 76V75H153ZM172 75H170V77H169V79L170 78H172L171 77ZM174 76H176L175 74H174ZM181 76V74L179 75V77ZM184 76H185V74H184ZM184 76L182 77V78H184ZM121 77V76H120ZM130 77H132V76H130ZM145 77V76H144ZM144 77H143V79H144ZM189 77H192V76H189ZM188 77V78H189ZM134 78V77H133ZM150 78V77H149ZM177 78H178V76H177ZM181 78V79H182ZM20 79H21V77H20ZM104 79H106V80H104ZM122 79H124L123 77H122ZM132 79V78H131ZM130 79V80H131ZM136 80H138V78H135ZM133 80V81H135V82H137L138 83V81H136V80ZM264 79V78H263ZM125 80V79H124ZM128 80H129V78H128ZM153 80V79H152ZM154 80H156V79H154ZM153 80V81H154ZM158 80H160V78L158 79ZM141 81V80H140ZM139 81V82H140ZM145 81V80H144ZM163 81H164V79H163ZM160 82V83H164V82ZM167 81H170V80H167ZM167 81H165V82H167ZM175 81V80H174ZM189 81H192V80H189ZM1 82V81H0ZM21 81H19V83H20ZM134 82V83H135ZM147 82H149V81H147ZM155 82V81H154ZM158 82V81H157ZM179 82V81H178ZM264 82V81H263ZM18 83V84H19ZM109 83H111V82H109ZM108 83V84H109ZM136 83V84H137ZM156 83V82H155ZM256 83H259V82H257L256 81ZM0 84H2V83H0ZM6 84V83H5ZM135 84V85H136ZM143 84V83H142ZM141 84V85H142ZM148 84V83H147ZM263 84V83H262ZM19 85V86H20ZM107 85V84H106ZM131 85V84H130ZM156 85H157V83H156ZM160 85V84H159ZM162 85V84H161ZM163 85H166V84H163ZM253 85V84H252ZM256 86H254L253 85V88L254 87H258L259 88V86H261V85H259V86H257V84H255ZM264 85V84H263ZM262 85V86H263ZM137 86V85H136ZM136 86H133V87H136ZM148 85H146L145 87H147ZM168 86V85H167ZM177 86H179V87H181L179 84L177 85ZM1 87H3V85L2 86H0V88ZM4 87H5V85H4ZM103 87H105V86H103ZM139 87H140V85H139ZM144 87V88H145ZM164 87V86H163ZM172 87V86H171ZM174 87V86H173ZM182 87H184L183 85H182ZM137 88V87H136ZM154 88V87H153ZM186 88V87H185ZM240 88V87H239ZM2 89V88H1ZM4 89V88H3ZM22 88L20 87V89H18V90H21ZM87 89V90H86ZM102 89V88H101ZM152 89V88H151ZM157 88H155V90H156ZM175 89V88H174ZM189 89V88H188ZM55 90H57V91H55ZM95 90V89H94ZM99 90H100V88H99ZM98 90V91H99ZM110 90V89H109ZM111 90H112V88H111ZM136 90V89H135ZM140 90V89H139ZM159 90L161 91L162 89L161 88H159ZM248 90V89H247ZM255 90V89H254ZM90 91V92H89ZM96 91V90H95ZM97 91V92H98ZM103 91V90H102ZM107 91V90H106ZM141 91H143V89H141ZM152 91H154V90H152ZM163 91V90H162ZM166 91V90H165ZM176 91H178V89L176 88ZM180 91H182L181 90V88H180ZM233 91V90H232ZM257 91V90H256ZM255 91V92H256ZM21 92L23 93V90H21ZM89 92V93H88ZM104 92V91H103ZM116 92V91H115ZM114 92V93H115ZM123 92V91H122ZM125 92H127V91H125ZM174 92V91H173ZM172 92V93H173ZM227 92V91H226ZM239 92V91H238ZM252 92V91H251ZM258 92H259V89H258ZM25 93V94H26ZM51 93L53 94V93H56V95L54 94V95H52L51 96ZM93 93H95L94 91L91 93V94H93ZM100 93L101 92H99V94L98 95H100ZM106 93H108V92H106ZM129 93V92H128ZM139 93V92H138ZM147 93V92H146ZM158 93L159 92H157V96H158ZM163 93V92H162ZM171 93V94H172ZM177 93V92H176ZM224 93V92H223ZM222 93V94H223ZM236 93V92H235ZM249 93H250V91H249ZM18 94V93H17ZM24 94V93H23ZM59 94H61V93H59ZM90 94V95H91ZM109 94V93H108ZM123 94H125V95H127V93H123ZM143 94V93H142ZM153 94V93H152ZM174 94V93H173ZM225 94V93H224ZM234 94V93H233ZM246 94V93H245ZM257 94V93H256ZM263 94V93H262ZM110 95V94H109ZM129 96H130V94H128ZM133 95H135V94H133ZM144 95V94H143ZM147 95V94H146ZM150 95V94H149ZM149 95H148V97H149ZM155 95H156V93H155ZM226 95H228V94H226ZM17 96V95H16ZM23 96H25V95H23ZM87 96V95H86ZM94 96V95H93ZM103 96L104 97H107L108 98V100H109V97L106 95L105 96V94H103ZM102 96V97H103ZM112 96H114V94L112 93ZM153 96V95H152ZM157 96H155V97H157ZM122 97V96H121ZM148 97H147V100H148ZM154 97V96H153ZM165 97H168V96H165ZM228 97V96H227ZM27 98V99H28ZM35 100H34V99ZM60 98H61V96H60ZM60 98H57V99H60ZM66 98V97H65ZM68 98V97H67ZM89 98V97H88ZM124 98H125V96H124ZM123 98V99H124ZM160 98V97H159ZM158 98V99H159ZM170 98H172L171 96H170ZM226 98V97H225ZM229 98H231V97H228V99ZM264 98V97H263ZM34 100V101H32V100ZM63 99V98H62ZM91 99V98H90ZM97 99V98H96ZM102 99V98H101ZM122 99V100H123ZM125 99H127V98H125ZM151 99V98H150ZM157 99V98H156ZM155 99V100H156ZM227 99V98H226ZM225 99V100H226ZM250 99V98H249ZM260 99V98H259ZM258 99V100H259ZM262 99V98H261ZM25 100V99H24ZM49 100H51V99H49ZM72 100V99H71ZM75 100V99H74ZM99 100V99H98ZM111 101H112V99H110ZM146 100V101H147ZM172 100H173V98H172ZM174 100H175V98H174ZM173 100V101H174ZM246 100V99H245ZM258 100H257V102H258ZM7 101V100H6ZM6 101H5V103H6ZM10 101V100H9ZM105 101V100H104ZM115 101V100H114ZM118 101V103H119V100H117ZM124 101V100H123ZM149 101V100H148ZM247 101V100H246ZM264 101V100H263ZM25 102H26V100H25ZM53 102H55V101H53ZM71 102V101H70ZM76 102V101H75ZM82 102V104L84 105V103ZM98 102H100V101H98ZM128 102V101H127ZM143 102V101H142ZM254 102V101H253ZM64 102H60V103H58V104H55L54 103V107L53 108H55V112L56 113H61V112H63V113H65L66 114V116H67V114H69L70 112H72V111H70L69 112V110H71V109H67L65 106L68 104H66L65 103V106H63L64 104H63ZM89 103V102H88ZM125 103H126V101H125ZM139 103V102H138ZM149 103V102H148ZM154 103V102H153ZM264 103V102H263ZM4 103H2V105H3ZM50 104V103H49ZM52 104V103H51ZM72 104H74L75 105V103H72ZM96 104H97V102H96ZM105 104V103H104ZM112 104H114V103H112ZM136 104V103H135ZM158 104H159V102H158ZM157 104V105H158ZM216 105L218 104V103H215ZM227 104V103H226ZM258 104V103H257ZM1 104H0V107L2 106ZM8 107H6L5 106V104H4V106H5V109L7 108V109H10V108H12V107H10L9 106V104H6ZM24 105H26L25 103H24ZM78 105V104H77ZM82 105V106H83ZM92 105V104H91ZM107 105V104H106ZM120 105V104H119ZM124 105V104H123ZM126 105V104H125ZM139 105V104H138ZM140 105H141V103H140ZM139 105V106H140ZM143 105V104H142ZM141 105V106H142ZM153 105V104H152ZM192 105H193V103H192ZM259 105H260V103H259ZM4 106H2V107H4ZM12 106V105H11ZM43 106V107H44ZM48 106V105H47ZM53 106V105H52ZM69 105H67V107H68ZM93 106V105H92ZM103 106V105H102ZM101 106V107H102ZM134 106V105H133ZM135 106H137V105H135ZM134 106V107H135ZM146 106V105H145ZM222 106H224V105H222ZM228 106H230V104L228 105ZM262 106H264L263 104H262ZM42 107V108H43ZM70 107V106H69ZM78 107V106H77ZM90 107V106H89ZM124 107H126V106H124ZM144 107V106H143ZM152 107V106H151ZM160 108H161V106H159ZM191 107V106H190ZM241 107L243 108V106L241 105ZM246 107V106H245ZM244 107V108H245ZM45 108H46V106H45ZM44 108V109H45ZM47 108H49V110H51L50 109V107H47ZM47 108H46V110H47ZM72 108H75V106L74 107H72ZM81 108V107H80ZM90 108H92V107H90ZM98 108V107H97ZM104 108V107H103ZM240 108V107H239ZM251 108V107H250ZM259 108V107H258ZM2 109V108H1ZM44 109H42V110H44ZM79 109V108H78ZM93 109V108H92ZM94 109H95V107H94ZM101 109V108H100ZM108 109H110V107L108 108ZM107 109V110H108ZM118 109V108H117ZM121 110H122V108H120ZM148 109H150L151 110V108H150V106L148 107ZM154 109H156L155 107H154ZM254 109V108H253ZM3 110V109H2ZM2 110H1V112L0 113H2ZM11 110V109H10ZM45 110V111H46ZM72 110H74V109H72ZM80 110H82V109H80ZM88 110V109H87ZM96 110V109H95ZM103 110V109H102ZM102 110H100L101 112H102ZM106 110V109H105ZM105 110H103V112H106ZM120 110V111H121ZM124 110V109H123ZM139 110H140V108H139ZM139 110H138V112H139ZM144 110V109H143ZM189 110H190V108H189ZM247 110H249V109H247ZM255 110V109H254ZM257 110V109H256ZM75 111H78L77 110V108H76V110ZM83 111V110H82ZM98 111V110H97ZM145 111V110H144ZM143 111V112H144ZM155 111V110H154ZM158 111V110H157ZM11 112H15V111H11ZM11 112H10V115H11ZM74 112V111H73ZM92 112V111H91ZM94 112V111H93ZM92 112V113H93ZM135 112H137V110L135 111ZM161 112V111H160ZM176 112H177V110H176ZM195 112V111H194ZM193 112V113H194ZM239 112V111H238ZM256 112V111H255ZM258 113H259V111H257ZM256 112V113H257ZM9 113V112H8ZM41 113H42V111H41ZM76 113V112H75ZM95 113V112H94ZM151 113H153V112H151ZM150 113V114H151ZM241 113V112H240ZM243 113V112H242ZM249 113V112H248ZM13 114H15V113H13ZM40 114V113H39ZM38 114V115H39ZM50 114V113H49ZM71 114V113H70ZM69 114V115H70ZM95 114H97V113H95ZM107 114V113H106ZM111 114H114V112L112 111V113ZM120 114V113H119ZM123 114V113H122ZM126 114H129V112L128 113H126ZM136 114V113H135ZM191 114V113H190ZM17 114H15V116H16ZM25 115V117H28L29 115H28V113H25L24 114ZM28 115V116H27ZM42 115V114H41ZM68 115V116H69ZM83 115H85V114H83ZM83 115H82V118H84L83 117ZM118 115V114H117ZM177 115V114H176ZM243 115H245V114H243ZM1 116V115H0ZM14 116V117H15ZM20 116V115H19ZM23 116V115H22ZM21 116V117H22ZM35 116V115H34ZM44 116H45V114H44ZM58 116H60V115H58ZM72 116H75L74 114H72ZM81 116V115H80ZM88 116H90V115H88ZM87 116V117H88ZM95 116V115H94ZM99 116H102V115H99ZM106 116V115H105ZM124 116V114L122 115V117ZM136 116V115H135ZM158 116V115H157ZM238 116V115H237ZM3 117V116H2ZM8 117V116H7ZM7 117L4 119L3 118V120H5V124L7 125L6 127L7 128H10V129H15V128H20V127H22L23 125H25V123L27 122V119L24 117L23 119H26V122H25V120L24 121H22V123L23 124H21V123H18L17 121H15V119H13V118H10V117H8V118H10L9 119V121H7ZM41 118H43L42 116H40ZM40 117L38 116V117H35V118H33V120H31L30 122H29V124H33L34 122L36 123V122H38L39 121V119H40ZM61 117V116H60ZM93 117V116H92ZM114 117H118V116H116V114L114 115ZM146 117V116H145ZM154 117V116H153ZM176 117H178V116H176ZM234 117V116H233ZM244 117V116H243ZM20 118V117H19ZM62 118V117H61ZM60 118V119H61ZM63 118H64V116H63ZM81 118V117H80ZM89 118V117H88ZM96 118V117H95ZM95 118H93V119H95ZM113 120H114V118H113V116L111 117ZM110 118V119H111ZM124 118V117H123ZM125 118L127 119V117H126V115H125ZM161 118V117H160ZM163 118H165V117H163ZM162 118V119H163ZM251 118V117H250ZM254 118V117H253ZM256 118V117H255ZM65 119H66V117H65ZM78 119V120H77ZM76 120L78 121V122H80L79 121V118H77ZM84 119H86V118H84ZM90 119H92V118H90ZM118 119H121V118H118ZM152 119H155V118H152ZM243 119V118H242ZM2 120V119H1ZM22 120V119H21ZM49 120H50V118H49ZM72 120H73V118H72ZM82 120V119H81ZM105 120V119H104ZM108 120H109V118H108ZM107 120V121H108ZM113 120H111L112 122H113ZM148 120V119H147ZM146 120V121H147ZM167 120V119H166ZM234 120V119H233ZM237 120V119H236ZM241 120V119H240ZM258 120H259V118H258ZM41 121V120H40ZM45 121V119L43 120V122ZM66 121V120H65ZM64 121V122H65ZM83 121H86L87 122V119L86 120H83ZM89 121V120H88ZM98 121H100V120H98ZM119 121V123H120V120H118ZM122 121H125V120H123L122 119ZM134 121H135V119H134ZM144 121V120H143ZM159 121V120H158ZM165 121V120H164ZM163 120L162 121H160L159 122V125L161 124L162 125V122H164ZM238 121V120H237ZM243 121V120H242ZM25 122V123H24ZM53 122V121H52ZM68 121H66V123H67ZM82 122V121H81ZM80 122V123H81ZM89 122H91V121H89ZM88 122V123H89ZM95 122H96V119H95ZM125 122H128V121H125ZM236 122V121H235ZM28 123V122H27ZM26 123V124H27ZM65 123V124H66ZM85 123V122H84ZM93 123V122H92ZM92 123H90V125H92ZM97 124H98V122H96ZM100 123V122H99ZM103 123H109V121L108 122H103ZM103 123H101V124H103ZM115 123H117V122H115ZM114 123V124H115ZM118 123V124H119ZM145 123V122H144ZM239 123V121L237 122V124ZM242 123V122H241ZM253 123V122H252ZM255 123V122H254ZM263 123V122H262ZM3 124V123H2ZM39 124V123H38ZM50 124V123H49ZM64 124V123H63ZM68 124V123H67ZM75 124H76V121H75ZM86 124V123H85ZM100 124V125H101ZM117 124V125H118ZM123 124V123H122ZM134 124H135V122H134ZM180 124H182V123H180ZM246 124V123H245ZM260 124V123H259ZM35 125V124H34ZM36 125H37V123H36ZM35 125V126H36ZM58 125V124H57ZM77 125V124H76ZM78 125L80 126L81 124H79L78 123ZM87 125V124H86ZM109 126H110V124H108ZM173 125H176V124H172V126ZM264 124H262V126H263ZM52 126V125H51ZM54 126V125H53ZM75 126V125H74ZM84 126V125H83ZM95 126V125H94ZM102 126V125H101ZM101 126H100V128H101ZM112 126V125H111ZM121 126H123V125H121ZM120 126V127H121ZM124 126H126V124H124ZM156 126V125H155ZM247 126V125H246ZM49 127V126H48ZM59 127L61 128V126L59 125ZM81 127V126H80ZM89 127V126H88ZM115 127H116V124H115ZM119 127V128H120ZM143 127H145V126H143ZM173 127H175V126H173ZM252 127V126H251ZM256 127H258V126H256ZM32 130H33V128L34 127H30ZM29 128V129H30ZM37 128H38V126H37ZM43 128V127H42ZM45 128V127H44ZM50 128V127H49ZM49 128H48V130H49ZM57 127H55V129H56ZM64 127H63V125H62V129H63ZM74 128V127H73ZM86 128V127H85ZM95 128H96V126H95ZM98 128V127H97ZM107 128V127H106ZM146 128H148V127H146ZM156 128V127H155ZM171 128V127H170ZM258 128H260V127H258ZM67 129V128H66ZM71 129V128H70ZM102 129V128H101ZM125 129V128H124ZM240 129V128H239ZM241 129H243V128H241ZM263 129V128H262ZM35 130V129H34ZM123 130V129H122ZM126 130V129H125ZM173 130V129H172ZM177 130H178V127H177ZM196 130V129H195ZM7 131V130H6ZM9 131V130H8ZM7 131V132H8ZM13 131H15V130H12V132ZM17 131H19V130H17ZM41 131V130H40ZM44 131V130H43ZM43 131H41V132H43ZM46 131H47V129H46ZM45 131V132H46ZM54 131V130H53ZM60 131H61V129H60ZM63 131V130H62ZM98 131V130H97ZM100 131H102V130H100ZM104 131V130H103ZM171 131V130H170ZM174 131H175V128H174ZM180 132H181V130H179ZM191 131V130H190ZM189 131V132H190ZM194 131V130H193ZM11 132V133H12ZM35 132V131H34ZM36 132H39V131H37L36 130ZM48 132V131H47ZM50 132V131H49ZM48 132V133H49ZM55 132V131H54ZM108 132V131H107ZM112 132V131H111ZM128 132V131H127ZM173 132V131H172ZM177 132V131H176ZM176 132H175V134H176ZM18 133V135H20L19 134V132H17ZM47 133V134H48ZM52 133V132H51ZM57 133H58V131H57ZM74 133V132H73ZM133 133V132H132ZM135 133V132H134ZM148 133V132H147ZM170 133V132H169ZM168 133V134H169ZM186 133H188V132H186ZM191 133V132H190ZM190 133H188L186 136V138L185 137H183V135H182V139H180V142H182V143H188L190 140H191V137L193 136H189V134ZM199 133V132H198ZM3 134V133H2ZM5 134H6V132H5ZM14 134V133H13ZM31 134H33V133H31ZM35 134H37V133H35ZM46 134V133H45ZM59 134V133H58ZM62 134V133H61ZM101 134V133H100ZM192 134V133H191ZM194 134V133H193ZM8 135H10V134H8ZM15 135V134H14ZM27 135V134H26ZM34 135V134H33ZM57 135V134H56ZM55 135V136H56ZM60 135V134H59ZM81 135V134H80ZM95 135H97L96 133H95ZM114 135V134H113ZM23 137H24V135H22ZM32 136V135H31ZM39 136H42V134H40ZM38 135L36 136V137H39ZM44 136V135H43ZM58 136V135H57ZM65 136V135H64ZM82 136V135H81ZM90 137H91V135H89ZM98 136H100V135H98ZM162 136V135H161ZM173 136V135H172ZM172 136H170L171 138H172ZM195 136H197V135H195ZM203 136V135H202ZM216 136V135H215ZM220 136V135H219ZM218 136V137H219ZM233 136V135H232ZM4 137V136H3ZM5 137H7L8 138V136H5ZM20 137V136H19ZM70 137V136H69ZM74 137V136H73ZM110 137V136H109ZM200 138H201V136H199ZM204 137V136H203ZM229 137V136H228ZM10 138V137H9ZM12 138V137H11ZM35 138V137H34ZM58 138V137H57ZM72 138V137H71ZM71 138H70V140H71ZM76 138V137H75ZM74 138V139H75ZM80 138V137H79ZM86 138V137H85ZM110 138H112V135H111V137ZM162 139H164L163 137H161ZM171 138H170V140H171ZM198 138V137H197ZM200 138H198L197 140H198V142H199V140H200ZM219 138H221V137H219ZM264 138V137H263ZM1 140H2V138H0ZM43 138H38V142H39V140H42ZM78 139V138H77ZM94 139V138H93ZM103 139H105L104 137H103ZM222 139V138H221ZM231 139V138H230ZM4 140V139H3ZM7 140H9V139H7ZM6 140V141H7ZM20 140V139H19ZM36 140V139H35ZM56 140V139H55ZM58 140V139H57ZM61 140V139H60ZM66 140V139H65ZM68 140V139H67ZM82 139H80V141H81ZM85 140V139H84ZM95 140H97V139H95ZM142 140H145V139H142ZM159 140H160V138H159ZM174 140V139H173ZM193 140V139H192ZM202 140H204V139H202ZM215 140H217V139H215ZM232 140V139H231ZM231 140L229 141V143H231ZM233 140H235V138L233 139ZM262 140V139H261ZM15 141H16V139H15ZM14 141V142H15ZM63 142H64V140H62ZM77 141H79V140H77ZM91 141V140H90ZM98 141V140H97ZM212 141V140H211ZM210 141V143H213V142H211ZM218 141V140H217ZM257 141H259V139H257ZM1 142V141H0ZM54 142V141H53ZM53 142H52V144H53ZM58 142V141H57ZM57 142H56V144H57ZM61 142V141H60ZM62 142V143H63ZM68 142V141H67ZM85 142V141H84ZM100 142V141H99ZM102 142V141H101ZM144 141H142L141 143H143ZM154 142V141H153ZM156 142V141H155ZM173 142V141H172ZM191 142V141H190ZM200 142H201V140H200ZM206 142H209V141H207V139H206ZM252 142H254V141H252ZM255 142H256V140H255ZM261 143H262V141H260ZM3 143V142H2ZM40 143V142H39ZM79 143V142H78ZM77 143V144H78ZM137 143V142H136ZM138 143H139V141H138ZM151 143V142H150ZM192 143V142H191ZM219 143V142H218ZM249 143H250V141H249ZM258 143V142H257ZM9 144V143H8ZM38 144V143H37ZM60 144V143H59ZM86 144V143H85ZM144 144V143H143ZM199 144V143H198ZM231 144H234V142L233 143H231ZM259 144V143H258ZM263 144V143H262ZM87 145V144H86ZM141 145V144H140ZM169 145V144H168ZM178 145V144H177ZM176 145V146H177ZM188 145H192V144H188ZM193 145L195 146V148L196 147H198L197 146V144H195V143H193ZM208 145L210 146V144L208 143ZM213 145V144H212ZM220 144H217V146H219ZM229 145V144H228ZM247 145H249V144H247ZM250 145H251V143H250ZM255 145V144H254ZM39 146H40V144H39ZM145 146V145H144ZM155 146V145H154ZM178 146H181L180 144L178 145ZM186 146V145H185ZM230 146V145H229ZM89 147V146H88ZM150 147V146H149ZM148 147V148H149ZM152 147V146H151ZM164 147V146H163ZM166 147V146H165ZM211 147V146H210ZM252 147H254V146H252ZM256 147V146H255ZM147 148V147H146ZM161 148V147H160ZM194 148V149H195ZM209 148V147H208ZM213 148V146L211 147V149ZM229 148V147H228ZM248 148V147H247ZM257 148H259V147H257ZM168 149H169V146H168ZM179 149V148H178ZM199 149V148H198ZM249 149V148H248ZM146 150V149H145ZM167 151V153H168V150L167 149H165L164 148V150L163 151ZM213 150V149H212ZM211 150V151H212ZM217 150V149H216ZM227 150V149H226ZM241 150H243V149H241ZM104 151H106V150H104ZM149 151V150H148ZM160 151H162V150H160ZM173 152H176L175 151V149H173L172 150ZM179 151H181V150H179ZM245 151H247V150H245ZM253 150H251V152H252ZM255 151V150H254ZM254 151H253V153H254ZM261 151V150H260ZM259 151V152H260ZM130 152H132V150L130 149ZM188 151H184V153H187ZM251 152H249V153H251ZM115 153V152H114ZM124 153H127V151L126 152H124ZM140 153V152H139ZM139 153H137V154H139ZM149 153V152H148ZM153 153V152H152ZM163 153V152H162ZM183 153V154H184ZM209 153V152H208ZM218 153H220L219 151H218ZM217 153V154H218ZM227 154H228V152H226ZM230 153V152H229ZM239 153H240V151H239ZM247 153V152H246ZM116 154V153H115ZM123 154V153H122ZM131 153H129V155H130ZM144 154V153H143ZM158 154V153H157ZM156 154V155H157ZM178 154V153H177ZM238 154V153H237ZM252 154V153H251ZM259 154V153H258ZM264 154V153H263ZM142 155V154H141ZM145 155V154H144ZM151 155V154H150ZM166 155V154H165ZM173 155H175V154H173ZM181 155V154H180ZM187 155H190V154H187ZM203 155V154H202ZM215 155V154H214ZM231 155H234V154H232V151H231ZM236 155V154H235ZM244 155H245V153H244ZM250 155V154H249ZM254 155V154H253ZM256 156H257V154H255ZM119 156H121V155H119ZM118 156V157H119ZM133 156V155H132ZM152 156H153V154H152ZM182 156V155H181ZM193 156H195L194 155V153H193ZM196 156H197V154H196ZM201 156V155H200ZM208 156H210V155H208ZM212 156V155H211ZM215 156H217V155H215ZM223 156H224V154H223ZM237 156V155H236ZM251 156V155H250ZM115 157H117V156H115ZM127 157V156H126ZM141 157V156H140ZM191 157V156H190ZM221 157V156H220ZM239 157V156H238ZM238 157L236 158L235 157V159H238ZM249 156H247V158H248ZM259 157V156H258ZM125 158V157H124ZM138 158V157H137ZM167 158V157H166ZM177 158V157H176ZM198 157H196V159H197ZM205 158V157H204ZM213 158V157H212ZM243 158H244V156H243ZM261 158V157H260ZM128 159V158H127ZM132 160H133V158H131ZM191 159L192 160H190V162H191V165L194 167V168H197L198 169V171H199V175H201V172H203V168H205V165L203 164H201L198 160H196V159H193L192 157H191ZM203 159V158H202ZM216 159V158H215ZM240 159H242V158H240ZM254 159H256V158H254ZM129 160H130V158H129ZM134 160H135V158H134ZM140 161H138V165L139 166H143V165H147V166H149L148 168H153L157 173H156V176L158 175V171L156 170V169H161V170H163L165 167L161 164V160H160V158H157V157H155V158H153V159H151V158H149L148 156L147 157H143L142 159L140 158L139 159ZM162 160H165V159H162ZM176 160V159H175ZM179 162L181 161H184V159L182 158V157H178V159H177ZM124 161H125V159H124ZM171 161V160H170ZM187 161V160H186ZM183 162V163H188L189 161H187V162ZM201 161V160H200ZM246 161H248V160H246ZM257 161V160H256ZM263 161V160H262ZM261 161V162H262ZM131 162V161H130ZM133 162V161H132ZM175 162V161H174ZM202 162V161H201ZM206 162V161H205ZM211 162V161H210ZM210 162H206L205 164L206 165H208ZM239 162H240V160L238 159V164H237V166L239 165ZM242 162V161H241ZM234 163V162H233ZM237 163V162H236ZM244 163V162H243ZM251 163V162H250ZM256 163H259V162H256ZM170 164V163H169ZM188 164H190V163H188ZM245 164V163H244ZM138 165H136L135 167H137ZM167 165V164H166ZM165 165V166H166ZM171 165V164H170ZM233 165V164H232ZM240 165H242V163L240 164ZM259 165V164H258ZM125 166V165H124ZM185 166H187V164H185ZM191 166V167H192ZM204 166V167H203ZM210 166V165H209ZM224 166V165H223ZM245 165H243V167H244ZM126 167V166H125ZM132 167H134L133 165H132ZM168 167H170V166H168ZM178 167H181V166H178ZM222 167V166H221ZM240 167H242V166H240ZM139 168V167H138ZM228 168V167H227ZM237 168V167H236ZM245 168H247V170L248 171H250V173H252L251 175H253V177H254V181H252V182H250V183H246V182H242V181H238L237 180V178L233 175V173L232 174H227L226 175V177L224 178V180H223V182H222V184L221 185H218L217 187H215V188H217V190H218V192L220 193V195H227L226 196V198H227V200H228V203H230L229 205L231 206V207H236V208H238V209H240L241 211L243 210V211H245V209H247V207L248 208H252V209H254V210H256L255 211V213L257 214V213H260V215H261V213H264V170H262V168H260L261 170H259L258 168H254V167H252V166H250V167H245ZM191 169V171H192V168H190ZM190 169H189V171H190ZM196 169V170H197ZM209 169V168H208ZM226 169V168H225ZM232 169H234V168H232ZM240 169V168H239ZM128 170H129V168H128ZM138 170V169H137ZM146 172H148L146 169H144ZM150 170V169H149ZM154 170H153V172H154ZM172 169H170V171H171ZM176 170H177V166H176ZM179 170V169H178ZM217 170V169H216ZM228 170V169H227ZM235 170V169H234ZM233 170V171H234ZM236 170H238V169H236ZM235 170V171H236ZM127 171V170H126ZM141 171H143V170H141ZM167 171V170H166ZM165 171V172H166ZM169 171V170H168ZM169 171V172H170ZM181 172H178V173H182L184 170H180ZM188 171V170H187ZM188 171V172H189ZM193 171H195V170H193ZM197 171V172H198ZM234 171V172H235ZM243 171H245V170H243ZM125 172V171H124ZM146 172H144V173H146ZM150 172V171H149ZM152 172V171H151ZM161 172V171H160ZM188 172H186V173H188ZM196 172V173H197ZM212 172H214V171H212ZM222 172H224V171H222ZM231 172V171H230ZM127 173V172H126ZM128 173H130L129 171H128ZM127 173V174H128ZM195 173V174H196ZM215 173V172H214ZM246 173H247V171H246ZM126 174V175H127ZM136 174V173H135ZM148 174V173H147ZM168 174V173H167ZM217 174H218V172H217ZM223 174V173H222ZM225 174V173H224ZM235 174H236V172H235ZM125 175V174H124ZM136 175H138V174H136ZM154 175V174H153ZM178 175V174H177ZM190 175V174H189ZM192 175V174H191ZM204 175V174H203ZM203 175H201V176H203ZM238 175V174H237ZM242 175V174H241ZM240 174L238 175V176H241ZM246 175V174H245ZM143 176V175H142ZM142 176H140V177H142ZM161 175H159V177H160ZM186 176V175H185ZM196 175H194V177H195ZM215 176V175H214ZM219 176H221V175H219ZM223 176V175H222ZM225 176V175H224ZM223 176V177H224ZM137 177V176H136ZM129 178V177H126V179H125V182H124V187L129 191H131V194H133V199H135L136 200V198H143L144 200L145 199H147V197H148V195H149V192L147 191V187L148 186H146V188H145V186H143L142 185V180H140L141 178ZM146 177H147V175H146ZM149 177V176H148ZM165 177V176H164ZM198 177V176H197ZM218 177V176H217ZM160 178H162V177H160ZM159 178V179H160ZM176 178H177V176H176ZM180 178V177H179ZM201 178V177H200ZM204 178H205V175H204ZM215 178V177H214ZM214 178H213V180H214ZM243 178H245V177H243ZM142 179H144V178H142ZM183 179V178H182ZM198 179H199V177H198ZM206 179V178H205ZM209 179V178H208ZM248 179V178H247ZM250 179H252L253 180V178H250ZM87 180H88V178H87ZM188 180V179H187ZM186 180V181H187ZM213 180H211V181H213ZM219 180V179H218ZM90 181L91 180H89V183H90ZM94 181V180H93ZM149 181V180H148ZM200 181H202V180H200ZM87 182V181H86ZM85 182V183H86ZM95 182V181H94ZM121 182V181H120ZM181 182V181H180ZM199 182V181H198ZM28 183V182H27ZM100 183V182H99ZM155 183H156V181H155ZM187 183V182H186ZM218 183V182H217ZM199 184V183H198ZM201 184V183H200ZM202 184H204V183H202ZM202 184H201V186H202ZM87 185L88 186H86V187H89V184H88V182H87ZM91 185H93V182H92V184ZM95 185V184H94ZM108 185V184H107ZM111 185V184H110ZM155 185V184H154ZM187 185V184H186ZM208 185V184H207ZM84 186V185H83ZM99 186V185H98ZM106 186V185H105ZM94 187H96V186H94ZM102 187V186H101ZM189 187V186H188ZM103 188H106V187H104L103 186ZM186 188V187H185ZM194 188V187H193ZM192 188V189H193ZM207 188V187H206ZM90 189V188H89ZM88 189V190H89ZM94 189V188H93ZM116 189V188H115ZM114 189V190H115ZM150 189V188H149ZM214 189V188H213ZM87 190V189H86ZM103 190V189H102ZM117 190V189H116ZM119 190V189H118ZM185 190H187V189H185ZM206 190V189H205ZM69 191V190H68ZM196 191V190H195ZM211 192H212V189L210 190ZM209 191V192H210ZM72 192V191H71ZM84 192V191H83ZM86 192V191H85ZM92 192V191H91ZM187 192V191H186ZM201 192V191H200ZM203 192V191H202ZM62 193H63V196H69L70 194H68V192H67V189H65L64 191H62ZM87 193V192H86ZM92 193H94V192H92ZM111 193V192H110ZM76 194V193H75ZM97 194H99V193H97ZM118 194V193H117ZM196 194V193H195ZM197 194H199L198 192H197ZM207 194V193H206ZM211 194V193H210ZM84 196H85V194H83ZM93 195V194H92ZM109 195V194H108ZM111 195V194H110ZM76 196V195H75ZM82 196V195H81ZM91 195H89V197H90ZM100 196V195H99ZM98 196V197H99ZM195 196V195H194ZM210 196V195H209ZM70 197V196H69ZM88 197V198H89ZM104 197V196H103ZM103 197H102V199H103ZM197 197V196H196ZM201 197V196H200ZM216 197V196H215ZM225 197V196H224ZM63 198V197H62ZM86 198H87V196H86ZM87 198V199H88ZM131 198V197H130ZM129 198V199H130ZM131 198V199H132ZM205 198V197H204ZM203 198V199H204ZM217 198H219L218 196H217ZM130 199V200H131ZM133 199H132V201H133ZM201 199H202V197H201ZM200 199V200H201ZM64 200H66V199H64ZM71 200V199H70ZM130 200L128 201V202H130ZM157 200H158V198H157ZM160 200V199H159ZM196 200H197V198H196ZM196 200H194V201H196ZM205 200H207V198L205 199ZM68 201V200H67ZM81 201V200H80ZM79 201V202H80ZM106 201H108V200H106ZM118 201V200H117ZM193 201V202H194ZM209 201V200H208ZM83 202V201H82ZM81 202V203H82ZM137 202H140V201H137ZM167 202H169V200L167 201ZM204 202H206V201H204ZM204 202H203V204H204ZM213 202V201H212ZM225 202V201H224ZM227 202V201H226ZM12 203V202H11ZM16 203V202H15ZM108 203H110L109 201H108ZM130 203H132V202H130ZM129 203V204H130ZM162 203H164V202H161V204ZM170 203V202H169ZM196 203V202H195ZM195 203H193V206H194V204ZM201 203V202H200ZM217 204H219L218 203V201L216 202ZM221 203V202H220ZM14 204V203H13ZM107 204V203H106ZM119 204H121V203H119ZM118 204V205H119ZM127 204L128 203H126V206H127ZM137 204V203H136ZM135 204V205H136ZM141 204V203H140ZM160 204V205H161ZM202 204V203H201ZM217 204H216V208H218V206H217ZM223 204V203H222ZM221 204V205H222ZM114 204L112 203V206H113ZM139 205V204H138ZM163 205V204H162ZM198 205V204H197ZM200 205V204H199ZM205 205V204H204ZM107 206H109V205H106V206H104V207H107ZM131 205H129V207H130ZM143 206V205H142ZM168 206H170V205H168ZM219 206H220V204H219ZM13 207V206H12ZM17 207V206H16ZM78 207V206H77ZM80 207V206H79ZM93 207V206H92ZM125 207V206H124ZM123 207V208H124ZM129 207H127V208H129ZM148 207V206H147ZM146 207V208H147ZM14 208V207H13ZM12 208V209H13ZM139 208H141V207H139ZM167 208V209H166ZM172 208V207H171ZM212 208V207H211ZM215 208V207H214ZM226 208L227 207H225V211H226ZM170 209V208H169ZM168 209V207H163V208H161V207H157V209H156V211H158V212H161L162 214H167V211H170ZM227 209H229V207L227 208ZM15 210H17V209H15ZM126 210V209H125ZM160 210H164V212H162V211H160ZM172 210V209H171ZM218 210H220V209H218ZM78 211H80V210H78ZM132 211V210H131ZM139 211V210H138ZM211 211H213V210H211ZM224 211V212H225ZM237 211H239V210H237ZM247 211V210H246ZM245 211V212H246ZM249 211V210H248ZM251 211V210H250ZM100 212V211H99ZM126 213H128L127 211H125ZM134 212H135V210H134ZM171 212V211H170ZM244 212V213H245ZM97 213V212H96ZM113 213V212H112ZM169 213V212H168ZM199 213V212H198ZM233 213V212H232ZM236 213V212H235ZM239 213H241V212H238V215H240L241 216V214H243V213H241V214H239ZM249 213H251V212H249ZM111 214V213H110ZM117 214V213H116ZM131 214V213H130ZM200 214V213H199ZM231 214V213H230ZM115 215V214H114ZM142 215V214H141ZM152 215V214H151ZM203 215V214H202ZM233 215H235V214H233ZM245 215V214H244ZM255 215V214H254ZM259 215V216H260ZM79 216H80V213H79ZM140 216V215H139ZM194 217H195V215H193ZM232 216V215H231ZM237 216V215H236ZM253 216V215H252ZM114 217V216H113ZM143 217V216H142ZM251 217V216H250ZM255 217V216H254ZM253 217V218H254ZM78 218H81V217H78ZM115 218H117V216L115 217ZM197 218V217H196ZM216 218H217V216H216ZM252 218V217H251ZM256 218V217H255ZM109 219H112V218H109ZM193 219V218H192ZM202 219V218H201ZM236 219V218H235ZM113 220V219H112ZM144 221H142V223L143 222H145V223H151L152 222V220H150V217H149V215L147 214L145 217H144V219H143ZM198 220V219H197ZM197 220H195L196 222H197ZM250 220H252V219H250ZM80 221H81V219H80ZM194 221V222H195ZM213 221H215V220H213ZM227 221V220H226ZM225 221V222H226ZM82 222V221H81ZM200 222V220H198V222L197 223H199ZM205 222V221H204ZM203 222V223H204ZM235 222V221H234ZM233 222V223H234ZM259 222H260V220H259ZM263 222V221H262ZM77 223V222H76ZM87 223V222H86ZM245 223V222H244ZM261 223V222H260ZM192 224H194V223H192ZM211 224V223H210ZM209 224V225H210ZM247 224V223H246ZM262 224H264V222L262 223ZM83 225V224H82ZM197 225H199V224H197ZM196 225V226H197ZM203 226H204V224H202ZM201 225V226H202ZM258 225H259V223H258ZM84 226V225H83ZM86 226V225H85ZM87 226L89 227V224H87ZM200 226V225H199ZM205 226H206V222H205ZM195 227V226H194ZM209 227V226H208ZM91 228V227H90ZM192 228V227H191ZM213 228H214V226H213ZM216 228V227H215ZM50 229V228H49ZM78 229H79V227H78ZM85 229V228H84ZM83 229V230H84ZM101 229H103V228H101ZM110 229V228H109ZM196 229H199V228H196ZM236 229V228H235ZM89 230V229H88ZM88 230H86L85 229V233H86V231H88ZM93 230V229H92ZM95 230H97V229H95ZM112 230V229H111ZM206 228H205V232H206ZM213 230V229H212ZM76 231V230H75ZM100 231V230H99ZM104 231V230H103ZM202 231V230H201ZM215 231H217V230H215ZM219 231V230H218ZM55 232V231H54ZM197 232V231H196ZM194 232V234H197V233H199V232ZM213 232H214V230H213ZM220 232V231H219ZM241 232H242V230H241ZM100 233H102V232H100ZM114 233V232H113ZM188 233V232H187ZM218 233V232H217ZM226 233H227V231H226ZM84 234V233H83ZM88 234H90V232L88 233ZM122 234V233H121ZM184 234H185V232H184ZM192 235H193V233H191ZM203 234V233H202ZM201 234V235H202ZM219 234V233H218ZM228 234V233H227ZM226 234V235H227ZM101 235V234H100ZM215 235V234H214ZM230 235V234H229ZM53 236H55V235H53ZM84 236H85V234H84ZM88 236V235H87ZM86 236V237H87ZM105 236V235H104ZM129 236V235H128ZM63 237V236H62ZM96 237H97V235H96ZM124 237V236H123ZM180 237V236H179ZM184 237V236H183ZM198 237V236H197ZM72 238V237H71ZM70 238V239H71ZM95 238V237H94ZM94 238H92L93 240H95ZM100 238H102V237H100ZM103 238H105V237H103ZM102 238V239H103ZM113 238V237H112ZM194 238H196V237H194ZM231 238V237H230ZM75 240V243H78V242H81L82 240H83V235L82 234H80V235H77L75 238H74ZM97 239V238H96ZM106 239V238H105ZM127 239H129V238H127ZM126 239V240H127ZM163 240H164V238H162ZM185 239V238H184ZM85 240V239H84ZM101 240V239H100ZM147 240V239H146ZM188 240V239H187ZM191 240H193V239H191ZM197 240V239H196ZM195 240V241H196ZM219 240V239H218ZM222 240H223V238H222ZM226 240V239H225ZM225 240H224V242H225ZM239 240V239H238ZM53 241V240H52ZM59 241V240H58ZM62 241V240H61ZM97 241V240H96ZM98 241H99V239H98ZM102 241V240H101ZM108 241V240H107ZM130 241V240H129ZM129 241H126V242H128L129 243ZM143 241V240H142ZM149 242H151L150 240H148ZM174 241V240H173ZM182 241V240H181ZM211 241H212V239H211ZM215 241H217L216 239H215ZM262 241V240H261ZM83 242V241H82ZM81 242V243H82ZM93 242V241H92ZM125 242V244H127ZM141 242V241H140ZM175 242V241H174ZM179 242H180V240H179ZM192 242V241H191ZM251 242V241H250ZM28 243H30V241L28 242ZM63 243V242H62ZM74 243V242H73ZM91 243V242H90ZM97 243H99V242H97ZM96 243V244H97ZM104 243V242H103ZM102 243V244H103ZM132 243V242H131ZM145 243V242H144ZM143 243V244H144ZM167 243V242H166ZM170 243V242H169ZM189 243V242H188ZM204 243V242H203ZM260 243V242H259ZM51 244V243H50ZM55 244H57V243H55ZM68 244V243H67ZM83 244V243H82ZM81 244V245H82ZM92 244H94V243H92ZM182 244H184V243H182ZM193 244V243H192ZM192 244H189V245H192ZM247 244V243H246ZM261 244H263V242L261 243ZM52 245H53V243H52ZM57 245H59V244H57ZM95 245V244H94ZM104 245V247H105V243L103 244ZM140 245V244H139ZM157 245V244H156ZM189 245H187V246H189ZM200 245V244H199ZM225 245V244H224ZM223 245V246H224ZM229 245V244H228ZM227 245V246H228ZM233 245V244H232ZM231 245V246H232ZM27 246V245H26ZM25 246V247H26ZM54 246V245H53ZM62 246H63V244H62ZM61 246V247H62ZM93 246V245H92ZM99 246V245H98ZM110 246V245H109ZM128 246V245H127ZM131 248H132V246L131 245H129ZM147 246V245H146ZM149 246V245H148ZM154 246V245H153ZM217 246V245H216ZM227 246H226V248H227ZM242 246H244V245H242ZM259 247L261 246V245H258ZM263 246V245H262ZM28 247H30L31 248V246H28ZM56 247V246H55ZM66 247V246H65ZM82 247V246H81ZM89 247H91V246H89ZM95 247V246H94ZM116 247V246H115ZM130 247H128V248H130ZM218 247H219V245H218ZM217 247V248H218ZM264 247V246H263ZM39 248V247H38ZM67 248H68V246H67ZM93 248V247H92ZM96 248V247H95ZM108 248V247H107ZM109 248H111V247H109ZM183 248V247H182ZM192 248V247H191ZM190 248V249H191ZM216 248V250L214 251V253H210L209 254V257L208 258H211L212 257V259L211 260H213L214 261V259H216V260H218L219 259V257H220V255H218V253H219V251L221 250L220 249V247H219V250ZM222 248V247H221ZM223 248H225V246L223 247ZM231 248V247H230ZM243 248V247H242ZM18 248H16V250H17ZM28 249V248H27ZM33 249V248H32ZM59 249H60V247H59ZM62 249H64V248H62ZM90 249V248H89ZM112 249V248H111ZM138 249H139V247H138ZM187 249V248H186ZM241 249V248H240ZM253 249V248H252ZM38 250H40V249H38ZM48 250V249H47ZM70 250V249H69ZM93 250V249H92ZM99 250H101L100 248H99ZM133 250V249H132ZM159 250V249H158ZM172 250H173V248H172ZM243 250V249H242ZM259 250V249H258ZM262 250V249H261ZM26 251V250H25ZM29 251H30V249H29ZM150 251V250H149ZM161 251H163V248H162V250ZM167 251V250H166ZM191 251V250H190ZM198 251V250H197ZM196 251V252H197ZM228 251V250H227ZM226 250H225V252H227ZM232 251V250H231ZM264 251V250H263ZM47 252V251H46ZM46 252H44V253H46ZM69 252V251H68ZM67 252V253H68ZM86 252H87V250H86ZM97 252V251H96ZM95 252V253H96ZM101 252H102V250H101ZM100 252V253H101ZM105 252L107 253L108 251H106L105 250ZM119 252V251H118ZM133 252V251H132ZM212 252V251H211ZM27 253H29V252H27ZM33 253V252H32ZM31 253V254H32ZM54 253H55V250H54ZM58 253V252H57ZM66 253V254H67ZM90 253H91V251H90ZM90 253H88V254H90ZM94 252L92 251V254H93ZM129 253H131V252H129ZM129 253H127L129 256H131ZM136 253V252H135ZM182 253V252H181ZM181 253H178V256H181V258L182 259H185L186 258V260H184L185 262L187 261V260H189V258H191L192 260L194 259L193 257H191V255H190V253L189 254H187V255H185V253H182V254H184L183 256H182V254ZM223 253V252H222ZM240 253V252H239ZM12 254V253H11ZM10 254V255H11ZM30 254V253H29ZM29 254H27V255H29ZM50 255L52 254V252L51 253H49ZM86 254V253H85ZM104 254V253H103ZM116 254V253H115ZM134 254V253H133ZM163 254H165V253H163ZM167 254V253H166ZM179 254H181V255H179ZM196 254H198V253H196ZM195 254V255H196ZM200 254H202V253H200ZM205 253L203 252V255H204ZM46 255V254H45ZM47 255H48V252H47ZM46 255V256H47ZM71 255H73V254H71ZM98 255V254H97ZM109 255V254H108ZM107 255V256H108ZM137 255V254H136ZM143 255V254H142ZM144 255H146V254H144ZM169 255V254H168ZM194 255V254H193ZM194 255V256H195ZM205 255H207V254H205ZM225 255H227V254H225ZM233 255V254H232ZM13 256H15V255H13ZM17 256V255H16ZM69 256V255H68ZM86 256H87V254H86ZM91 256V255H90ZM106 256V255H105ZM104 256V257H105ZM114 256V255H113ZM161 256H162V254H161ZM176 256V255H175ZM177 256V257H178ZM219 256V257H218ZM9 257V256H8ZM33 257H34V255H33ZM42 257H44V255L42 256ZM51 257H53L54 258V256H52L51 255ZM73 257V256H72ZM98 257V256H97ZM100 257V256H99ZM118 256H116V258H117ZM124 257V256H123ZM145 257V256H144ZM160 257V256H159ZM168 257V256H167ZM176 257V258H177ZM198 257L200 258V256L198 255ZM204 257V256H203ZM207 257V256H206ZM241 257V256H240ZM13 258V257H12ZM12 258H10L9 257V259L8 260H10V259H12ZM25 258V257H24ZM37 258V257H36ZM46 258V257H45ZM48 258H49V255H48ZM58 258V257H57ZM90 258V257H89ZM100 258H102V257H100ZM112 258V257H111ZM113 258H115V257H113ZM120 258V257H119ZM122 258V257H121ZM127 258V257H126ZM133 258V257H132ZM132 258H131V261H132ZM139 258V257H138ZM163 258H166V257H163ZM162 258V259H163ZM173 259H171V261L172 262H175V261H178V260H180V259H175L174 257H172ZM188 258V259H187ZM218 258V259H217ZM261 258V257H260ZM264 258V257H263ZM15 258H13V260H14ZM34 259V258H33ZM72 259V258H71ZM133 259H135V258H133ZM144 259V258H143ZM157 259H159V258H157ZM156 259V260H157ZM197 259V258H196ZM202 259H204L203 260V262H201V261H196L195 262V264H207V262L208 261H211V260H208V259H205V258H202ZM240 259V258H239ZM7 260V261H8ZM45 260H47V259H44V261ZM54 260H56V257H55V259ZM59 260V259H58ZM98 260V259H97ZM115 260V259H114ZM130 260V259H129ZM166 260V259H165ZM241 260V259H240ZM16 261V260H15ZM71 261H74L75 262V260H71ZM85 261V260H84ZM101 261H102V259H101ZM130 261V262H131ZM158 261V260H157ZM168 261V260H167ZM220 261V260H219ZM226 261V260H225ZM238 261V260H237ZM264 261V260H263ZM4 262V261H3ZM9 262V261H8ZM22 262V261H21ZM48 262H50V261H48ZM52 263H53V259H52V261H51ZM56 262V261H55ZM58 262V261H57ZM113 262V261H112ZM125 262H127V261H125ZM130 262H128V263H130ZM138 262H140V261H138ZM151 262H153V260H151ZM188 262V261H187ZM5 263V262H4ZM10 263H11V261H10ZM42 263V262H41ZM91 263H93V261L92 262H90V264ZM134 263H137V262H134ZM154 263V262H153ZM166 263V262H165ZM165 263H163V264H165ZM235 263V262H234ZM239 263V262H238ZM242 263V262H241ZM241 263H239V264H241ZM256 263V262H255ZM2 264V263H1ZM43 264V263H42ZM46 264H48V263H46ZM59 264V263H58ZM62 264V263H61ZM72 264H75V263H72ZM106 264V263H105ZM107 264H109V263H107ZM120 264V263H119ZM155 264V263H154ZM175 264H177V263H175ZM186 264V263H185Z\"/></svg>",
    "mask_w": 264,
    "mask_h": 264
}]
</instances>
